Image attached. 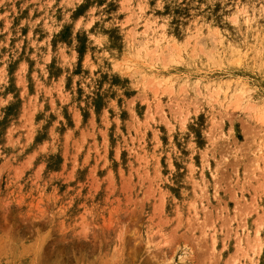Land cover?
I'll return each mask as SVG.
<instances>
[{"label": "rangeland", "instance_id": "374dc122", "mask_svg": "<svg viewBox=\"0 0 264 264\" xmlns=\"http://www.w3.org/2000/svg\"><path fill=\"white\" fill-rule=\"evenodd\" d=\"M0 264H264V0H0Z\"/></svg>", "mask_w": 264, "mask_h": 264}, {"label": "bare ground", "instance_id": "6f19581e", "mask_svg": "<svg viewBox=\"0 0 264 264\" xmlns=\"http://www.w3.org/2000/svg\"><path fill=\"white\" fill-rule=\"evenodd\" d=\"M263 159V158H262ZM198 187V186H197ZM253 188V187H252ZM259 188V187H258ZM263 190V189H262ZM201 202V201H200ZM163 205V204H162ZM221 206V205H220ZM252 210V209H251ZM256 211V210H255ZM212 216V215H211ZM221 217V216H220ZM173 219H175V218H173ZM229 219V218H228ZM227 219V220H228ZM161 220V219H160ZM206 221H207V219H206ZM209 221V220H208ZM226 222V221H225ZM224 222V223H225ZM228 222V221H227ZM158 223V222H157ZM224 223H223V225H224ZM179 224V223H178ZM188 224V223H187ZM208 224V223H207ZM245 224V223H244ZM230 225V224H229ZM257 226V225H256ZM200 227V226H199ZM178 228H180V227H178ZM176 232V231H175ZM172 233V232H171ZM256 233V232H255ZM258 234H259V232H258ZM161 235V234H160ZM255 236V235H254ZM226 238V237H225ZM224 238V239H225ZM236 238V237H235ZM150 240V239H149ZM199 240V239H198ZM148 241V240H147ZM166 243V242H165ZM151 244V243H150ZM167 244V243H166ZM215 244V243H214ZM150 246V245H149ZM242 247V246H241ZM146 248H147V246H146ZM241 249V248H240ZM241 251H242V249H241ZM237 253H238V251H237ZM242 253V252H241ZM235 256V255H234ZM111 258V257H110ZM111 260H113V259H111ZM151 260V259H150ZM236 262V261H235Z\"/></svg>", "mask_w": 264, "mask_h": 264}]
</instances>
